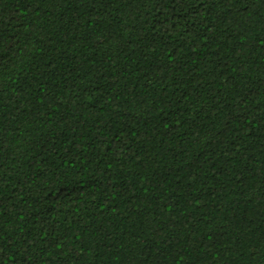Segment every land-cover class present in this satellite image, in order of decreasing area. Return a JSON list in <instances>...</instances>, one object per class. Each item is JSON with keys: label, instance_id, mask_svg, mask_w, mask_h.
<instances>
[{"label": "trees", "instance_id": "trees-1", "mask_svg": "<svg viewBox=\"0 0 264 264\" xmlns=\"http://www.w3.org/2000/svg\"><path fill=\"white\" fill-rule=\"evenodd\" d=\"M0 264H264V0H0Z\"/></svg>", "mask_w": 264, "mask_h": 264}]
</instances>
